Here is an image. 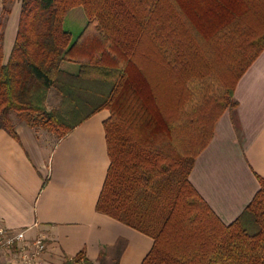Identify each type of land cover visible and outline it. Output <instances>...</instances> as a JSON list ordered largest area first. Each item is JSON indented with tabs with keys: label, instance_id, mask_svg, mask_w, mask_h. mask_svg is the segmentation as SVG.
Masks as SVG:
<instances>
[{
	"label": "trees",
	"instance_id": "1",
	"mask_svg": "<svg viewBox=\"0 0 264 264\" xmlns=\"http://www.w3.org/2000/svg\"><path fill=\"white\" fill-rule=\"evenodd\" d=\"M15 1L0 17V129L14 133L15 116L60 139L109 110L97 210L154 240L141 264H264V177L229 224L190 181L222 115L237 125L236 86L264 51V0H20L5 61ZM77 8L86 24L75 36L66 20ZM121 251L98 264H119ZM68 264L96 263L81 250Z\"/></svg>",
	"mask_w": 264,
	"mask_h": 264
},
{
	"label": "crops",
	"instance_id": "2",
	"mask_svg": "<svg viewBox=\"0 0 264 264\" xmlns=\"http://www.w3.org/2000/svg\"><path fill=\"white\" fill-rule=\"evenodd\" d=\"M2 11L0 0V17ZM20 13L21 1L16 0L4 26L5 61ZM76 23L69 24L75 36L86 20ZM235 98L237 125L226 111L190 174L226 224L251 202L260 188L259 177H264V51L239 80ZM109 117V110L98 111L52 140L17 120L14 133L0 129V225L28 229L27 237L43 236L48 242L46 264H68L81 250L98 264L101 252L111 259L121 242L119 264H141L153 247L150 236L97 210L110 165L105 131Z\"/></svg>",
	"mask_w": 264,
	"mask_h": 264
},
{
	"label": "built area",
	"instance_id": "3",
	"mask_svg": "<svg viewBox=\"0 0 264 264\" xmlns=\"http://www.w3.org/2000/svg\"><path fill=\"white\" fill-rule=\"evenodd\" d=\"M28 229L11 230L0 225V264H46V239L27 237Z\"/></svg>",
	"mask_w": 264,
	"mask_h": 264
},
{
	"label": "rangeland",
	"instance_id": "4",
	"mask_svg": "<svg viewBox=\"0 0 264 264\" xmlns=\"http://www.w3.org/2000/svg\"><path fill=\"white\" fill-rule=\"evenodd\" d=\"M80 20L82 21H85L86 20V16H85V13L83 11L82 8H77L75 10H73L68 16H67V20H66V27L69 29V24L73 23L74 24H77L76 22L80 23ZM79 26V25H78ZM60 97L54 93V92H51L49 94V97H48V105H49V108H52V107H57L59 108L61 103H60ZM16 117L14 116L13 117V121L15 123L16 121ZM18 121V120H17ZM40 135L49 140V139H53L55 136L51 133H49L48 131L46 130H43V129H39L38 130Z\"/></svg>",
	"mask_w": 264,
	"mask_h": 264
}]
</instances>
